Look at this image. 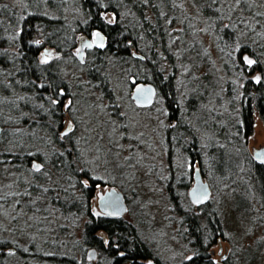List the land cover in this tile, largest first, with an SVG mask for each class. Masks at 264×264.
<instances>
[{
    "label": "rangeland",
    "instance_id": "rangeland-1",
    "mask_svg": "<svg viewBox=\"0 0 264 264\" xmlns=\"http://www.w3.org/2000/svg\"><path fill=\"white\" fill-rule=\"evenodd\" d=\"M83 1L101 5L104 22L118 19L103 7L109 0H0V10L7 8L10 15L20 18L37 9L70 27V37L78 44L84 33L76 26L83 30L88 22ZM141 1L146 5V0ZM171 1L185 16L175 18L173 24V15H169L163 22L171 27L168 52L159 49L157 57L164 76L173 78L176 112L167 108L159 93L150 107L135 104L132 94L135 84L140 83L135 77L140 73L151 77L142 64L108 55L98 66L92 53L81 61L76 49L64 52L56 47L50 70L60 81L58 98L52 90H46L38 100L31 96L32 106L42 119L38 112L30 113L28 123L22 126L7 117V112L3 114L0 104V114L8 123L5 127L0 123L3 131L14 135L26 132L43 143L33 146L30 155L38 159L28 165L22 163L13 146L0 148L9 155L5 159L0 156V243L8 246L9 264H20L19 255L35 250L42 258H35L32 264H55L46 257L58 259L67 253L79 262L84 256L96 263L97 255L93 260L87 258L89 249L82 240L89 221L88 199L83 193L86 187L78 177L84 172L94 177L89 181L93 188L90 213L97 204L98 189L120 190L128 205L122 219L137 228L160 262L183 264L203 255L196 233L205 249L198 264H264V178L251 169V163L256 162L253 148L264 146V117L255 111L252 133L247 137L239 134L246 77L242 76V64L235 61L238 50L248 45L249 52L243 56L255 64L260 62L263 72L247 77L253 81L259 73L264 77V0H240L239 4L236 0H211L213 9L222 5L227 11L220 17L229 19L228 24L222 22L220 29L229 26L241 38L227 51L217 42L212 21L200 13L199 0ZM245 4L249 5L246 12L238 7ZM231 6L238 9L230 20ZM125 17L120 16V23ZM2 21L0 15V27ZM9 26H3L11 33L3 36L8 43L14 40V30ZM246 31L255 33L248 43ZM45 48L51 50L45 46L40 59L49 56ZM131 53L142 57L135 50ZM7 68L3 64L0 70H6L8 77ZM91 69L100 74L99 78L89 75ZM102 77L108 79V91L103 89ZM4 82L10 83L8 79ZM53 100L59 103L53 104ZM69 100L70 109L66 106ZM69 119L74 123L72 131L62 137ZM212 148L219 154L214 157L215 165L210 158ZM34 162L40 164V171L35 170ZM198 167L212 193L205 207L195 206L189 196ZM71 204L80 210H70ZM191 219L195 220L192 224Z\"/></svg>",
    "mask_w": 264,
    "mask_h": 264
},
{
    "label": "trees",
    "instance_id": "trees-1",
    "mask_svg": "<svg viewBox=\"0 0 264 264\" xmlns=\"http://www.w3.org/2000/svg\"><path fill=\"white\" fill-rule=\"evenodd\" d=\"M28 1L34 2L36 0ZM113 1L109 0V3L103 7L110 14H115L118 19L106 22L102 18L103 8L101 5H87L89 1H83L84 4L82 7L85 15L88 16V22L87 27L83 30L77 25L78 31L89 33L94 29H99L108 38L107 50L94 56V63L96 62L98 66H101V60L109 55L118 60L126 61L129 59L133 63L142 64L151 73V77L150 79L142 77L144 75L140 73V76H137L139 74L136 75L135 81L154 85L159 95L165 100L167 108L172 113L176 112L173 78L171 75L164 76L163 68H160L162 64L157 57V51L161 49L165 54L168 52L166 44L168 31L171 27L165 26L163 22L169 19V15H173V19L170 18V22L174 24L175 18H180L185 15L180 11L181 9L176 8V5L172 4L171 0H146V5L141 3V0H115L114 3ZM157 3H161V5H157ZM196 4L199 7L200 13L205 18L210 19L212 24H214L217 42L222 48H226L225 50L227 51L237 44L236 42L240 41L241 38H238L239 34L236 30H232L229 26H226L223 30L220 29V25L223 24L222 22L228 24L229 21V19L223 20L224 15L222 16L223 18L220 17L221 14L227 13L226 8H224L225 6L223 7L221 5L218 10L213 9L211 0H199ZM217 4L219 5L218 1ZM248 6V4H245L244 6L240 5L238 7L244 9L246 12L245 8L248 9ZM164 7L165 10L163 9ZM238 7L235 8L236 10L233 6L229 8L230 13H232L230 20L234 19L233 13L237 12ZM10 14L7 8L0 10V15L3 18L2 26L0 27V67L3 64L8 67L7 73L9 74L7 77L4 74L6 70H0L2 76V79L0 77V104L4 112L3 114L7 112V117L14 118V122L25 126V123H28L27 116L30 113L38 112V118L42 119L41 113L36 108L34 109L32 106L33 101L31 100V96L33 95L38 100V97L40 98V95L46 92L47 85L49 84L46 67L43 64V60L40 59V52L47 45L54 46L60 51L68 52L73 47L74 39L70 37V27H67L59 19L40 14V11L37 9L34 13L26 14L20 18ZM123 14L126 16L125 19L127 21L124 19L125 21L120 23V16ZM4 20H8V22L6 23ZM5 24L10 25L9 27L14 30L13 42L8 43L3 38L4 35L11 34L5 31L7 30L3 27ZM251 33V31H246L247 38H245V41L247 43L252 41L251 38L255 35V33H252V37L250 38ZM144 49L146 50L144 51ZM8 50L10 54L7 53ZM131 50L139 52L143 59L134 57ZM248 50L249 46L244 44L238 50L235 58V61L242 64L243 78L246 77V79L244 78L245 82L241 102L242 126L239 127V134L242 137L249 136L253 131V115L255 111H258L264 117V77L262 78L259 73L256 76L260 78L259 82L247 77L251 76L255 71L257 73H262L263 71L259 62L260 60L258 64H254L251 68L246 66L243 53L249 52ZM147 52L150 53V56H147ZM8 61H10L9 65L7 64ZM96 63L94 65H97ZM95 72L94 69H91L89 75H96L99 78L100 74H96ZM6 79L10 82L9 84H5L4 81ZM101 82H103V89L108 91L106 87L108 83L107 77H102ZM50 84L54 86L53 92L56 93L57 89L55 86H59L60 81L58 79H51ZM3 116L0 114V123L5 127L8 123L5 122V117L3 118ZM173 119L176 118L173 117ZM12 125L10 122L11 127ZM8 132L10 131L4 130L0 135L1 149L7 146H13L24 165L30 164L32 159H38L37 156L30 155V151L33 149V146L43 144L41 139L38 140L28 136L26 132L24 134L23 132H18L17 135ZM222 148L218 149V153L220 151L222 152ZM214 149L217 150L215 147ZM4 154L0 152V156L4 159L9 157V155ZM215 155L219 154L214 152L212 148L210 158L214 165L217 163L214 158ZM251 169L253 170V174L258 172L264 178V165H260L257 162L251 163ZM85 174L89 176L88 173L84 172L83 175H78V177L84 178ZM94 185L95 183L92 181V186L94 187ZM83 193L86 199H88V201L86 200V215L89 216V221L84 226L82 240L86 248L95 250L97 255L96 263L86 261V257L84 256L81 258V262H79L73 254L69 253L65 256H58V259H53V257H46V259L49 258L55 264H146L147 262V264H164L152 255L149 247L142 241L137 228L131 223L123 219H94L88 207L89 199L93 198V189L91 186H88L83 189ZM69 209L74 210L75 213L80 210L76 204H71ZM194 221L191 219L190 224ZM216 228L217 224H214L212 226L213 235ZM195 237L196 241H198V249L203 255H200L198 258L195 257L183 264H198L203 261L205 249L201 245L198 234L195 233ZM7 247L6 243H0V264H9L8 254L6 253ZM37 252L35 250L34 253L30 252L26 255H19L18 257L21 259L20 264H28L29 262L32 264L31 261H34L35 258L41 259L42 255Z\"/></svg>",
    "mask_w": 264,
    "mask_h": 264
},
{
    "label": "water",
    "instance_id": "water-1",
    "mask_svg": "<svg viewBox=\"0 0 264 264\" xmlns=\"http://www.w3.org/2000/svg\"><path fill=\"white\" fill-rule=\"evenodd\" d=\"M102 37L103 34L99 32ZM135 56H138L135 54ZM141 57V56H140ZM143 58V57H142ZM157 94L156 87L154 85H146L139 83L135 88V104L139 107H150L154 104ZM3 131L0 125V135ZM254 159L257 162L264 163V148H253L252 153ZM40 165L38 162H34V166ZM198 172V169H196ZM99 215L108 219H121L128 212V205L124 194L116 188H108L106 190H99ZM211 189L208 184L202 181L199 176H196V185L190 192V200L195 206H203L209 203L211 199ZM96 257V252L90 249L88 252V259L93 260Z\"/></svg>",
    "mask_w": 264,
    "mask_h": 264
},
{
    "label": "flooded vegetation",
    "instance_id": "flooded-vegetation-1",
    "mask_svg": "<svg viewBox=\"0 0 264 264\" xmlns=\"http://www.w3.org/2000/svg\"><path fill=\"white\" fill-rule=\"evenodd\" d=\"M99 32H101V31H99V29H94V30H92V31H90L89 33H84V36H82V37H80V39H79V43L77 44L76 42H74V44H73V47H72V49H76L77 50V57H78V59L79 60H81V61H83V58L86 56V55H88L89 53H92L91 55H93V56H96L97 54H99L100 52H104V51H106L107 50V47H108V38L105 36V34L103 33V32H101L102 34H103V36L101 37L100 36V34H99V37L97 38V36H96V34L97 33H99ZM85 44H92L93 46L91 47V48H88V47H85ZM102 45V46H101ZM49 47L51 48V50L50 51H48V48H45V51L48 53V57L46 56V55H43V57L41 58L42 60H43V64H44V66L46 67V72H47V77H48V82H49V84L47 85V92H49L50 93V91L52 90V92H53V90H54V86H52L51 84H50V81H51V79H56V75L55 74H53L52 72H51V64H50V61H52L53 59V57H55V52L54 51H56V49H55V47L54 46H50L49 45ZM139 58H142V57H139ZM143 59V58H142ZM46 61V62H45ZM136 85H137V83L135 84V87H134V92H133V94H132V98H133V100L135 99V97H134V94H135V88H136ZM59 86H55V88L57 89ZM157 90V89H156ZM55 97H57L58 98V96L57 95H59L58 94V91L55 93ZM158 95V92H157V94H156V96ZM61 97V96H60ZM62 98V97H61ZM134 102H135V100H134ZM139 107V106H138ZM145 108V107H144ZM69 124H71V127H73V122H72V120H70L69 119V122H68V126L66 127V128H64L63 129V131L61 132V136L62 137H67L69 134H70V132H69V134L66 136V135H64V133L66 132V131H68V128H69ZM261 148H264V146L263 147H261ZM254 158V157H253ZM256 161V160H255ZM257 162V161H256ZM258 164H260V165H264V163H260V162H257ZM33 165H34V163H33ZM66 167V166H65ZM196 169H198V172H196ZM196 176H199V178L202 180V181H204V178H203V175H202V171H201V169H200V167H198V168H195L194 169V173H193V185H192V187L190 188V191H189V196H190V192H191V190L195 187V185H196ZM205 182V181H204ZM207 183V182H206ZM208 184V183H207ZM96 185H94V187H95ZM209 186V185H208ZM93 189V188H92ZM99 190H101V189H98V191H96V195H97V204L96 205H94L93 206V212H91V215H92V217L94 218V219H96V220H98L99 218H104V219H108V218H105V217H103V216H101V215H99L98 213H99V207H98V199H99V195H98V193H99ZM207 204H205V205H203L204 207L206 206ZM203 206H197V207H203ZM122 219V218H121ZM115 220H118V219H115ZM221 252V251H220ZM219 252V253H220ZM225 257L223 256V259H224ZM218 264V263H217Z\"/></svg>",
    "mask_w": 264,
    "mask_h": 264
},
{
    "label": "snow or ice",
    "instance_id": "snow-or-ice-1",
    "mask_svg": "<svg viewBox=\"0 0 264 264\" xmlns=\"http://www.w3.org/2000/svg\"><path fill=\"white\" fill-rule=\"evenodd\" d=\"M236 2H237V4H239V3H240V0H236ZM96 36H97V38H98V37H99V33H97ZM92 46H93L92 44H85V47H88V48H91ZM101 46H102V45H101ZM244 61H245V63H246L248 66H252L253 64L256 63V61H254V60H252V59H249L247 56L244 57ZM45 62H46V61H45ZM256 81L259 82V81H260V78H259V77H256ZM60 95H64V93L61 91V92H60ZM52 103H53V104H58L59 101H57V100H53ZM71 105H72V101L69 100V101L67 102V105H66V106L70 109V108H71ZM71 131H72V127H71V124H69L68 131H66V132L64 133V135L67 136V135L69 134V132H71ZM35 170H36V171H40V170H41V169H40V165H36V166H35ZM91 179H94V177H90V176H87V174H85V177L82 178V183H83L84 187H88V186H89V181H90Z\"/></svg>",
    "mask_w": 264,
    "mask_h": 264
}]
</instances>
